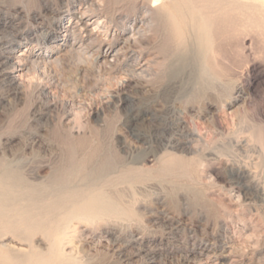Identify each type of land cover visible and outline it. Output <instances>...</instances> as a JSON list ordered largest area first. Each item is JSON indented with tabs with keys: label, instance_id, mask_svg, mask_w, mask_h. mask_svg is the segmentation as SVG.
<instances>
[{
	"label": "rangeland",
	"instance_id": "1",
	"mask_svg": "<svg viewBox=\"0 0 264 264\" xmlns=\"http://www.w3.org/2000/svg\"><path fill=\"white\" fill-rule=\"evenodd\" d=\"M182 1L0 0V264L99 190L50 264H264V8L215 1L206 51Z\"/></svg>",
	"mask_w": 264,
	"mask_h": 264
},
{
	"label": "bare ground",
	"instance_id": "2",
	"mask_svg": "<svg viewBox=\"0 0 264 264\" xmlns=\"http://www.w3.org/2000/svg\"><path fill=\"white\" fill-rule=\"evenodd\" d=\"M170 1V0H169ZM172 1V0H171ZM215 1H217V0H197V1H195V0H183L182 2H180V4H178V5H180V11L183 13V15H184V17L187 19L188 18V20H189V22H191V25H193V28L195 27L196 29H197V31H198V33H199V38H200V41H201V43H202V47H204L205 49L206 48H208V47H213V45H214V37H215V33L214 32H216L215 31V29H216V27H217V25L219 26V24L221 23V17H222V13L224 12H220V7H221V5L220 6H218L217 4H216V2ZM231 1V0H230ZM253 1H255V0H253ZM260 2L259 4H260V6L262 5V7L264 8V0H257V2ZM223 1L222 0H220V3H222ZM234 2V1H233ZM251 2V1H250ZM170 3V2H169ZM217 3H219L218 1H217ZM249 3V2H248ZM224 3H222V5H223ZM226 4V3H225ZM250 4V3H249ZM254 4V3H253ZM256 4V6L258 5L257 3H255ZM234 5H235V3H234ZM233 5V6H234ZM242 5V4H241ZM259 6V5H258ZM257 6V7H258ZM260 6H259V9H260ZM178 7V6H177ZM176 7V8H177ZM230 7V6H229ZM240 7V6H239ZM172 8V7H171ZM222 8V7H221ZM236 8H237V6H236ZM170 9V8H169ZM223 9V8H222ZM242 9V8H241ZM258 9V8H257ZM258 9V10H259ZM178 10V11H179ZM244 10V9H243ZM262 10V9H261ZM179 13V12H178ZM169 14V13H168ZM181 14V13H180ZM225 14V13H224ZM228 14V13H227ZM249 14V13H248ZM261 14H263V13H261ZM232 15V14H231ZM172 16V15H171ZM181 16V15H180ZM229 17H231L230 16V14L228 15ZM233 16V15H232ZM225 17V16H224ZM235 17V16H234ZM224 19V18H223ZM227 19H228V17H227ZM262 19H264V18H262ZM237 20V19H236ZM261 20V19H260ZM171 22V21H170ZM225 22H227V21H224V23ZM229 22V21H228ZM234 22V21H233ZM258 22V21H257ZM249 23V22H248ZM173 24H174V28H175V31L177 32V33H179V30H180V26H179V24L177 23V21H174L173 22ZM222 24V23H221ZM233 24V23H232ZM262 24V23H261ZM223 25H225V24H223ZM257 26V25H256ZM192 27V26H191ZM220 27V26H219ZM222 28H224V27H222ZM236 28H237V26H236ZM254 28H255V26H254ZM228 29V28H227ZM260 29V28H259ZM263 30V29H262ZM220 31V30H219ZM218 31V32H219ZM263 33H264V31H263ZM220 35V34H219ZM8 36V35H7ZM15 39V38H14ZM200 45V44H199ZM200 49V48H199ZM209 49V48H208ZM211 49H213V48H211ZM206 51H207V49H206ZM201 52V51H200ZM234 52V51H233ZM217 53H218V51H217ZM221 53V52H220ZM219 53V54H220ZM217 56V55H216ZM217 57H219V56H217ZM205 58V57H204ZM214 58V60H215V57H213ZM223 59V58H222ZM207 60V59H206ZM219 59H217V61H218ZM4 61V60H3ZM211 61H213V60H211ZM222 61V60H221ZM216 62V61H215ZM221 63V62H220ZM219 63V64H220ZM3 64V62L2 61H0V78L2 79V80H5V82L6 81H9V80H11V78H12V75L10 74V72H8V71H4V69L2 68V65ZM210 64V63H209ZM214 66H215V64H214ZM6 70V69H5ZM206 74V73H205ZM4 82V83H5ZM3 83V82H2ZM9 84V83H8ZM13 85V84H12ZM8 88V87H7ZM13 93V92H12ZM39 112V111H38ZM37 117V116H36ZM132 117V116H131ZM197 129V128H196ZM202 129V128H201ZM198 130V129H197ZM155 131V130H154ZM198 131H200V129L198 130ZM194 133V132H193ZM136 134V133H135ZM157 136V135H156ZM141 137V136H140ZM190 137V136H189ZM158 139V138H157ZM162 139V138H161ZM175 139V138H174ZM188 140V139H187ZM172 141V140H171ZM161 142V141H160ZM184 142V141H183ZM179 144V143H178ZM177 144V145H178ZM181 145H182V142H181ZM185 146V145H184ZM186 147V146H185ZM183 148V147H182ZM178 159V158H177ZM184 160H185V158H183ZM171 161V160H170ZM178 161V160H177ZM176 161V162H177ZM183 161V160H182ZM187 161V160H186ZM185 161V162H186ZM184 162V163H185ZM164 163V162H163ZM169 161L167 162V163H165L166 164V166L165 167H167V166H169ZM179 163H180V161H179ZM183 163V162H182ZM181 163V164H182ZM164 164V165H165ZM177 164H178V162H177ZM188 165H189V163H188ZM191 165V164H190ZM189 167V166H188ZM196 167V166H195ZM111 165H110V162H109V159L107 160H104V161H102V164H101V169H102V171H104V172H106V171H108L109 169L111 170ZM174 168V167H173ZM184 168H187V165H185V167ZM165 169V168H164ZM175 169H177V168H175ZM190 169V168H189ZM188 169V171L186 170L185 172H189L190 170ZM242 169V168H241ZM109 170V171H110ZM170 170H172V168L170 169ZM182 170H183V168H182ZM172 171H174V170H172ZM178 170H175V172H177ZM195 171V170H194ZM241 171V170H240ZM184 172V173H185ZM247 172V171H246ZM126 173V172H125ZM128 173V172H127ZM126 173V174H127ZM170 173V172H169ZM193 173V172H192ZM233 173V172H232ZM238 173V172H237ZM243 173V172H242ZM125 174V175H126ZM191 174V173H190ZM244 174H245V171H244ZM252 174V173H251ZM129 175V174H128ZM246 175H247V173H246ZM133 176V175H132ZM141 176V175H140ZM139 176V177H140ZM237 176V175H236ZM134 177H136L135 175H134ZM133 177V178H134ZM142 177V176H141ZM239 177V176H238ZM242 177H244V176H242ZM121 178H123L122 176H121ZM137 178H138V176H137ZM118 179L120 180V177H118ZM117 179V181L119 182V180ZM124 179V178H123ZM139 179H141V178H139ZM251 179V178H250ZM131 180V179H130ZM133 181H135V182H137V180L135 179H132ZM122 181H124V180H122ZM117 182V183H118ZM141 182H142V180H141ZM116 183V184H117ZM120 183V182H119ZM118 183V184H119ZM121 184V183H120ZM245 185H250V183L249 184H245ZM244 185V186H245ZM251 186H252V184H251ZM101 189V188H100ZM105 189V188H104ZM122 189H124V188H122ZM254 189H256V188H254ZM110 190V189H109ZM112 190V189H111ZM100 191H102V190H99V191H96V192H94V193H92L91 192V194H89V195H87V196H84L83 198H82V200L75 206H73V209H71L69 212H66L65 213V215H64V217H63V219L65 220L64 222L65 223H67V225H68V223H70L72 220L74 221L76 218H84V219H86L87 220V218H97V217H99L100 216V218H102L101 216L104 214H107L108 215V213L109 214H119V208L118 207H115V205H113L110 201H106L105 200V196H103L104 194L103 193H106L105 191L103 192V193H101ZM115 191V190H114ZM252 191H253V188H252ZM255 191H257V190H255ZM111 192V191H110ZM116 192V191H115ZM121 193V192H120ZM256 193H258V191L256 192ZM87 194V193H86ZM77 195V194H76ZM106 195H107V193H106ZM115 195V194H114ZM117 195H118V193H117ZM111 196V195H110ZM116 196V195H115ZM114 196V197H115ZM257 196V195H256ZM259 196V195H258ZM122 197V196H121ZM116 198H118V197H116ZM111 199H112V197H111ZM114 200V199H113ZM77 201V200H76ZM79 201V200H78ZM57 203V202H56ZM62 204V203H61ZM116 205H117V202H116ZM118 206V205H117ZM125 208V207H124ZM120 210H121V208H120ZM123 210V209H122ZM121 210V211H122ZM127 210V209H126ZM130 211V210H129ZM123 212H124V210H123ZM126 212V211H125ZM54 215V214H53ZM109 216V215H108ZM111 216H113V215H110L109 217H111ZM60 217V216H59ZM105 217V216H104ZM114 217V216H113ZM122 218H124V216H122ZM61 219H62V214H61ZM62 219V220H63ZM80 219H78V220H76V221H80ZM83 219V220H84ZM62 220H59L58 219V222L59 221H62ZM75 221V222H76ZM82 221V220H81ZM57 223V222H56ZM55 223V224H56ZM61 224L63 223V222H60ZM62 224L63 225V227H65L64 225H66V224ZM71 223H73V222H71ZM70 223V224H71ZM61 224H56V225H59V227H60V229L59 228H57V230H55V231H53V232H51V235H52V239H51V248H50V252L47 254V255H42V254H40V255H42V259H41V261L43 262V264H48L49 262H52L51 260L53 259V258H56V253H57V251H58V253H59V251H60V253L61 254H64V253H66L67 251H66V249H67V247H69V246H72L71 244H74V240H73V238H71L70 236H69V234H68V232L67 231H69V229H67V231H66V227H65V230L63 231V230H61V228H62V226H60ZM69 224V225H70ZM66 225V226H67ZM73 225H74V223H73ZM53 226V225H52ZM76 226V225H75ZM40 227V226H39ZM58 227V226H57ZM72 227V226H71ZM50 228V227H49ZM68 228V227H67ZM72 228H74V227H72ZM54 229V228H53ZM59 229V230H58ZM63 229V228H62ZM71 230H73V229H71ZM49 231H51V230H49ZM60 233H63V234H60ZM72 234V233H71ZM70 234V235H71ZM45 236V235H44ZM47 236H48V234H47ZM47 236H45V237H47ZM76 239V238H75ZM76 246V245H75ZM74 246V247H75ZM79 247V246H78ZM49 248V247H48ZM76 249H77V247H76ZM70 250V249H69ZM69 250H68V252H69ZM74 250V248L72 249V251ZM78 250V249H77ZM71 251V250H70ZM71 251V252H72ZM68 252H67V254H65V256L66 255H68ZM79 252V251H78ZM46 253V252H45ZM44 253V254H45ZM60 254V255H61ZM78 254V253H77ZM40 255H37V256H39V258H40ZM70 255V254H69ZM72 255V254H71ZM32 256V255H31ZM62 256V255H61ZM70 257V256H69ZM74 257V256H73ZM60 258V257H59ZM63 258H66V257H64L63 256ZM30 259V258H29ZM55 260H57V258L55 259ZM40 261V262H41ZM50 264V263H49Z\"/></svg>",
	"mask_w": 264,
	"mask_h": 264
}]
</instances>
